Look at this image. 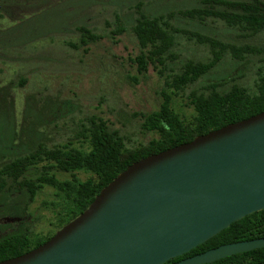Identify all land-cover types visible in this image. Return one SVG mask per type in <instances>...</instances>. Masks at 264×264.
<instances>
[{
	"label": "rangeland",
	"instance_id": "obj_1",
	"mask_svg": "<svg viewBox=\"0 0 264 264\" xmlns=\"http://www.w3.org/2000/svg\"><path fill=\"white\" fill-rule=\"evenodd\" d=\"M198 0H0V154L19 153L37 140L47 145L70 143L79 146L76 134L91 114L101 115L124 133L128 146L147 142L155 131L140 126L141 111L158 108L163 77L149 63L138 71L133 58L139 51L132 23L140 10L162 14L177 27L173 56L165 63L176 69L188 58L205 59L208 49L194 40V33L241 41L236 31L219 18H190L182 10ZM89 27L98 38L80 42L78 26ZM71 42L79 43L74 47ZM258 62L248 57L236 63L226 55L210 73L193 86L206 85L212 78L234 76L251 89ZM230 74V75H229ZM169 90V89H167ZM187 92V91H186ZM185 93L173 95V105L184 119L195 110ZM85 143V142H83ZM11 145V150L6 146ZM36 166L25 176L34 177ZM63 179L66 171H55ZM80 178L90 175L78 171ZM25 199L14 193L8 204ZM6 204V203H5ZM63 195L44 184L28 204L32 234L56 230L57 212ZM0 215L1 231L11 229ZM6 215V216H5Z\"/></svg>",
	"mask_w": 264,
	"mask_h": 264
},
{
	"label": "trees",
	"instance_id": "obj_2",
	"mask_svg": "<svg viewBox=\"0 0 264 264\" xmlns=\"http://www.w3.org/2000/svg\"><path fill=\"white\" fill-rule=\"evenodd\" d=\"M198 1L197 5L182 10V15L197 19L219 18L236 31V36L243 37L241 41L195 32L194 40L208 49L207 57L188 58L178 68L169 69L165 63L173 56L177 27L162 14L142 10L132 23L139 47L133 58L138 71L144 72L150 63L163 77L158 108L139 112L141 128L155 131L157 136L128 146L124 133L101 115L91 114L81 122L76 134L78 139H84L79 141V146L64 143L51 147L37 140L33 147L23 152L0 154V215L5 211L3 206L9 205L5 222L12 227L0 233V260L24 253L54 233L55 230L32 234L30 230L32 223L27 206L44 184L63 195L64 204L57 212V230L88 207L107 183L136 160L264 109V0ZM78 29L81 43L98 38L99 34L89 27L80 25ZM71 44L79 47V43ZM226 55L238 64L250 56L256 58L258 64L252 89L237 82L234 76H219L206 85L193 86L201 76L212 72ZM185 92L187 103L195 110L189 120L173 105V95ZM6 148L11 150V145ZM30 166L38 170L34 177L25 176ZM57 170L69 172L70 177L59 178L55 174ZM78 171L90 175L82 179ZM16 192H22L25 199L10 204L2 200L11 199ZM259 236H264V207L245 214L187 252L168 260L196 254L218 244ZM227 263L264 264V245L199 264Z\"/></svg>",
	"mask_w": 264,
	"mask_h": 264
},
{
	"label": "water",
	"instance_id": "obj_3",
	"mask_svg": "<svg viewBox=\"0 0 264 264\" xmlns=\"http://www.w3.org/2000/svg\"><path fill=\"white\" fill-rule=\"evenodd\" d=\"M263 207L264 109L136 160L48 239L0 264L209 262L264 236L168 259Z\"/></svg>",
	"mask_w": 264,
	"mask_h": 264
},
{
	"label": "flooded vegetation",
	"instance_id": "obj_4",
	"mask_svg": "<svg viewBox=\"0 0 264 264\" xmlns=\"http://www.w3.org/2000/svg\"><path fill=\"white\" fill-rule=\"evenodd\" d=\"M199 253V252H198ZM193 254V253H192ZM188 255H191V254H188ZM188 255H185V256H183V257H181V258H184V257H186V256H188ZM181 258H179V259H181ZM179 259H175V260H179ZM175 260H172V261H175ZM168 261H170V260H168ZM167 261V262H168ZM172 261H170V262H172ZM227 264H230V263H227ZM236 264V263H235Z\"/></svg>",
	"mask_w": 264,
	"mask_h": 264
}]
</instances>
